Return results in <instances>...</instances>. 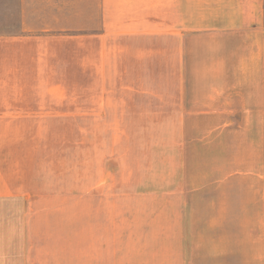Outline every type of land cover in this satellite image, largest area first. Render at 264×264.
Wrapping results in <instances>:
<instances>
[{
  "label": "rangeland",
  "instance_id": "374dc122",
  "mask_svg": "<svg viewBox=\"0 0 264 264\" xmlns=\"http://www.w3.org/2000/svg\"><path fill=\"white\" fill-rule=\"evenodd\" d=\"M88 1L24 0L27 41L0 53V250L227 263L215 217L235 205L224 179L244 156L245 30L100 29ZM20 4L0 0L7 38ZM15 101L27 107H2Z\"/></svg>",
  "mask_w": 264,
  "mask_h": 264
},
{
  "label": "crops",
  "instance_id": "0c3cea01",
  "mask_svg": "<svg viewBox=\"0 0 264 264\" xmlns=\"http://www.w3.org/2000/svg\"><path fill=\"white\" fill-rule=\"evenodd\" d=\"M23 1L20 33L10 38L0 34V53L27 41L28 10ZM85 6L96 8L99 24L92 27L100 29L169 30L171 34L189 29L245 30L246 76L251 83L245 86L243 106L244 156L224 179L237 187L235 205H229L228 214L226 209L218 217L216 213L215 221H227L230 229L226 248L219 252L229 254L225 264H264V0H91ZM2 107L27 106L15 101ZM26 249L23 245L1 248L0 253L21 255L0 259V264H30L23 259Z\"/></svg>",
  "mask_w": 264,
  "mask_h": 264
}]
</instances>
